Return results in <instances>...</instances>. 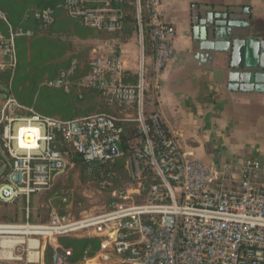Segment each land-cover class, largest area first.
<instances>
[{
  "label": "built area",
  "instance_id": "2783aa9c",
  "mask_svg": "<svg viewBox=\"0 0 264 264\" xmlns=\"http://www.w3.org/2000/svg\"><path fill=\"white\" fill-rule=\"evenodd\" d=\"M161 2L145 0L144 8L141 0L133 2L141 61L143 15L156 76L175 56V29L161 20ZM86 3L65 0L64 9L88 29L121 33L120 9L108 4L90 8ZM34 19L44 30L54 24L50 9L35 12ZM7 28L5 35L0 32V74L17 66V38L32 35L9 24ZM120 45L105 42L90 60L88 73L76 83L78 88L100 93L117 115L63 121L40 115L10 95L0 101V143L9 161L8 171L0 175V205L24 200L22 222H0V264H44L47 247L52 249V264H68L71 250L58 244L62 237L100 239L97 264H264V160L245 158L210 168L189 158L160 113L146 110L142 66L136 85L123 83L128 68ZM75 70L73 61L48 86L68 91ZM132 121L142 137L141 146L125 160L133 186L113 191L105 210L98 214L75 217L65 211L70 196H62L64 213L52 207L45 222L30 221L31 199L49 191L67 166L74 167L73 156L89 171L120 158L122 124ZM112 150L114 155L109 153ZM145 170L159 183L138 202Z\"/></svg>",
  "mask_w": 264,
  "mask_h": 264
},
{
  "label": "trees",
  "instance_id": "16d2710c",
  "mask_svg": "<svg viewBox=\"0 0 264 264\" xmlns=\"http://www.w3.org/2000/svg\"><path fill=\"white\" fill-rule=\"evenodd\" d=\"M64 2L65 0H0V15L2 16L0 32L2 34L7 33V24L14 30L21 28L24 31H32L30 37L17 38V66L14 70H7L0 74V85L4 87L6 95L13 96L21 105L33 108L43 116L68 121L96 113L117 115V109L109 105L100 93L93 89L78 88L76 83L89 71L90 61L87 58L88 46L86 43L92 39H104L121 44V39L124 36L131 37L137 30L135 7H128L127 0H86V5L90 8L108 4L123 12V30L119 34L110 35L88 29L78 19L69 17L64 9ZM144 4L145 0H141L142 8H144ZM47 9L53 12L54 24L44 30L34 19V14ZM142 19L143 55L152 57L149 29L145 26L143 15ZM74 40L78 41L75 46L73 45ZM75 48H80V50L73 52ZM73 61L76 62V70L71 78L72 84L68 91L49 87L48 84L55 81L62 71L69 69ZM123 83L136 85L137 74L130 70L125 71ZM43 89L49 90L46 92V99L50 103L49 110L38 108L37 97ZM144 103L145 106L149 103V89H147L146 97L144 94ZM145 112L147 113V111ZM137 126L135 121L122 124L123 135L119 146L122 156L114 162H106L89 171L88 166L83 164L77 156H73L71 159L75 166H81L84 178L93 180L101 192L109 195L108 202L111 200L113 191H124L133 186V181L125 170V160L141 146L142 137L138 133ZM8 169L9 165L2 175ZM1 183L2 179L0 178ZM103 183H107L109 186L103 188ZM125 183L127 186H123ZM158 183L159 180L152 172L145 170L141 181V196L137 198L138 202H142L149 195L150 187ZM54 186L55 183L49 191ZM62 196H70L68 190L57 193L56 198L59 204ZM56 210L59 213L65 212L61 204ZM46 220L47 218L38 223H43ZM30 221L34 222L31 216ZM0 222L17 223L16 220L4 216L0 217ZM58 244L63 249L71 250L68 264H77L96 257L100 239L62 237L58 239ZM51 254L52 249L47 247L44 264H52Z\"/></svg>",
  "mask_w": 264,
  "mask_h": 264
},
{
  "label": "crops",
  "instance_id": "0c3cea01",
  "mask_svg": "<svg viewBox=\"0 0 264 264\" xmlns=\"http://www.w3.org/2000/svg\"><path fill=\"white\" fill-rule=\"evenodd\" d=\"M204 5L249 9L251 31L264 39V0H162L161 20L175 29V56L157 76L148 57L149 112L157 110L182 152L207 167L262 161L264 94L229 90L226 56L216 57L210 67L189 60L191 11ZM0 164L8 166L1 159Z\"/></svg>",
  "mask_w": 264,
  "mask_h": 264
},
{
  "label": "water",
  "instance_id": "95a60500",
  "mask_svg": "<svg viewBox=\"0 0 264 264\" xmlns=\"http://www.w3.org/2000/svg\"><path fill=\"white\" fill-rule=\"evenodd\" d=\"M189 60L210 67L226 56L228 89L264 94V39L251 31L249 9L235 6H197L189 20ZM114 155V150L109 152Z\"/></svg>",
  "mask_w": 264,
  "mask_h": 264
},
{
  "label": "rangeland",
  "instance_id": "374dc122",
  "mask_svg": "<svg viewBox=\"0 0 264 264\" xmlns=\"http://www.w3.org/2000/svg\"><path fill=\"white\" fill-rule=\"evenodd\" d=\"M128 7H133V2L127 0ZM136 13V12H135ZM146 31V30H145ZM144 37L146 40V34L144 32ZM73 45L78 44L77 40L73 41ZM108 40H89L86 45L88 46L87 58L90 61L93 57L97 56L100 48ZM121 53L123 60L125 62L126 68L137 74L139 69L143 68L144 71V89L145 97L147 95L148 82H149V68H148V56H143V61H141V48H140V38L139 33L136 30L131 37L124 36L121 39ZM80 50V48H75L73 52ZM146 51V48H145ZM49 90L43 89L37 97L38 108L43 110H49L50 103L46 99V92ZM4 87L0 85V101L4 98ZM18 101V100H17ZM19 102V101H18ZM153 109V105L146 104V110L149 112ZM40 114V113H39ZM97 114V113H96ZM95 115V114H93ZM92 116V115H91ZM0 159L9 165V161L2 149L0 143ZM5 167L0 164V175L4 173ZM55 186L51 191L42 193L40 195L34 196L30 201V213L31 218L34 222H39L47 218L49 210L53 207L58 209L60 206L56 195L58 192L67 191L70 195V207L65 209V211L71 213L73 216L78 217L80 215H91L98 214L105 210V207L109 200V195L101 192L94 181L91 179L84 178L83 170L81 166H67L63 173H61L55 179ZM127 186V184H123ZM23 199L19 198L13 203L0 206V217L14 219L16 222H22L24 219V203ZM62 209L64 207L62 206ZM77 264H97L95 257L90 260H85Z\"/></svg>",
  "mask_w": 264,
  "mask_h": 264
},
{
  "label": "bare ground",
  "instance_id": "6f19581e",
  "mask_svg": "<svg viewBox=\"0 0 264 264\" xmlns=\"http://www.w3.org/2000/svg\"><path fill=\"white\" fill-rule=\"evenodd\" d=\"M22 132H23V131H22ZM32 136H33V135H30V136H29V141H31V140H32Z\"/></svg>",
  "mask_w": 264,
  "mask_h": 264
}]
</instances>
